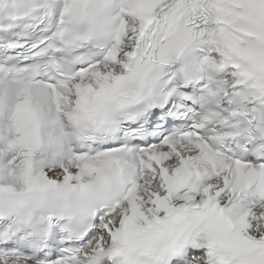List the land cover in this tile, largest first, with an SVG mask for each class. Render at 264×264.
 <instances>
[{"label":"snow or ice","instance_id":"1","mask_svg":"<svg viewBox=\"0 0 264 264\" xmlns=\"http://www.w3.org/2000/svg\"><path fill=\"white\" fill-rule=\"evenodd\" d=\"M0 264H264V0H0Z\"/></svg>","mask_w":264,"mask_h":264}]
</instances>
